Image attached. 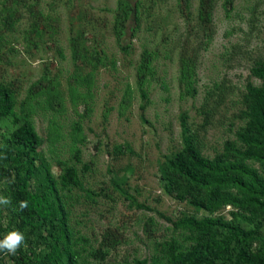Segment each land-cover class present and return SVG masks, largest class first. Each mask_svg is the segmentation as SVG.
Listing matches in <instances>:
<instances>
[{
    "label": "rangeland",
    "instance_id": "374dc122",
    "mask_svg": "<svg viewBox=\"0 0 264 264\" xmlns=\"http://www.w3.org/2000/svg\"><path fill=\"white\" fill-rule=\"evenodd\" d=\"M204 3L210 19L202 0H0V81L19 113L32 108L54 174L64 163L80 172L69 209L87 264H132L179 238L173 222L194 210L164 193L159 167L182 149V116L211 159L244 124L247 85H261L264 0ZM98 250L105 259L90 256Z\"/></svg>",
    "mask_w": 264,
    "mask_h": 264
},
{
    "label": "trees",
    "instance_id": "16d2710c",
    "mask_svg": "<svg viewBox=\"0 0 264 264\" xmlns=\"http://www.w3.org/2000/svg\"><path fill=\"white\" fill-rule=\"evenodd\" d=\"M202 3L200 17L210 19ZM143 61L151 63L152 56L146 54ZM193 68L191 61H182L183 85H191ZM252 74L261 85H247L239 114L244 124L214 159L203 154L187 116L181 117L182 149L164 156L159 171L164 193L194 213L173 222L179 238L159 243L150 258H135L132 264H264V60ZM140 92L147 100V92ZM59 100L51 104L50 99L51 108ZM17 106L14 87L0 81V125L9 122L2 134L6 144L0 146V196L11 199L10 205H0V239L13 230L25 236L15 255L0 252V264H87L82 247L87 241L72 227L69 209L71 194L84 190L80 172L64 163L54 174L40 150L43 140L32 108L19 113ZM74 157L80 160L79 150ZM20 201L28 204L23 211ZM90 256L105 259L107 252Z\"/></svg>",
    "mask_w": 264,
    "mask_h": 264
},
{
    "label": "clouds",
    "instance_id": "9594fccd",
    "mask_svg": "<svg viewBox=\"0 0 264 264\" xmlns=\"http://www.w3.org/2000/svg\"><path fill=\"white\" fill-rule=\"evenodd\" d=\"M11 199L0 196V205H10ZM28 207L26 201L19 202V211H23ZM25 242V236L22 232L13 230L8 232L3 239H0V252L15 255L18 249Z\"/></svg>",
    "mask_w": 264,
    "mask_h": 264
}]
</instances>
